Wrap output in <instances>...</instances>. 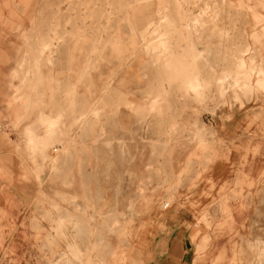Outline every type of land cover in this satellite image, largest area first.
<instances>
[{
    "label": "rangeland",
    "instance_id": "1",
    "mask_svg": "<svg viewBox=\"0 0 264 264\" xmlns=\"http://www.w3.org/2000/svg\"><path fill=\"white\" fill-rule=\"evenodd\" d=\"M0 127V264H264V0H0Z\"/></svg>",
    "mask_w": 264,
    "mask_h": 264
},
{
    "label": "crops",
    "instance_id": "2",
    "mask_svg": "<svg viewBox=\"0 0 264 264\" xmlns=\"http://www.w3.org/2000/svg\"><path fill=\"white\" fill-rule=\"evenodd\" d=\"M11 70V69H10ZM10 72V71H9ZM9 86V83H8ZM9 92V90H8ZM2 94L1 97L3 99ZM252 167L254 169L252 170ZM231 165L225 161H218L214 164L213 169L210 172V178L216 181L217 184L223 183L226 179H229ZM257 164L250 166L248 171L252 173L254 176V172L256 171ZM172 220V219H171ZM185 219L180 220L179 222L173 223L169 222V228L167 229V236L162 235L159 239H154V247L161 248V252L150 257L151 260L148 261L149 264H187V260L189 259L185 253L182 251V239L184 240V232L185 229L181 225H183V221ZM182 227V228H181ZM146 245H151V242ZM183 252V253H182Z\"/></svg>",
    "mask_w": 264,
    "mask_h": 264
},
{
    "label": "bare ground",
    "instance_id": "3",
    "mask_svg": "<svg viewBox=\"0 0 264 264\" xmlns=\"http://www.w3.org/2000/svg\"><path fill=\"white\" fill-rule=\"evenodd\" d=\"M25 83H26V81H24ZM197 84V83H196ZM17 92V91H16ZM2 131H0V133H1ZM26 142L28 143L27 145H28V147L30 148V151L31 152H33V151H35L34 150V146L36 145V140H35V136L33 135V133L32 132H28V134H27V138H26Z\"/></svg>",
    "mask_w": 264,
    "mask_h": 264
},
{
    "label": "water",
    "instance_id": "4",
    "mask_svg": "<svg viewBox=\"0 0 264 264\" xmlns=\"http://www.w3.org/2000/svg\"><path fill=\"white\" fill-rule=\"evenodd\" d=\"M186 244H187V246H189V243H188V241H186Z\"/></svg>",
    "mask_w": 264,
    "mask_h": 264
},
{
    "label": "built area",
    "instance_id": "5",
    "mask_svg": "<svg viewBox=\"0 0 264 264\" xmlns=\"http://www.w3.org/2000/svg\"><path fill=\"white\" fill-rule=\"evenodd\" d=\"M1 128V127H0Z\"/></svg>",
    "mask_w": 264,
    "mask_h": 264
}]
</instances>
